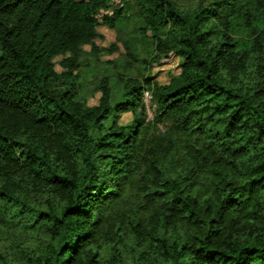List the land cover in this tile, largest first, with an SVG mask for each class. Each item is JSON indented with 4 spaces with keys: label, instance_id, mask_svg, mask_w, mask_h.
<instances>
[{
    "label": "trees",
    "instance_id": "obj_1",
    "mask_svg": "<svg viewBox=\"0 0 264 264\" xmlns=\"http://www.w3.org/2000/svg\"><path fill=\"white\" fill-rule=\"evenodd\" d=\"M0 264H264V0H0Z\"/></svg>",
    "mask_w": 264,
    "mask_h": 264
},
{
    "label": "rangeland",
    "instance_id": "obj_2",
    "mask_svg": "<svg viewBox=\"0 0 264 264\" xmlns=\"http://www.w3.org/2000/svg\"><path fill=\"white\" fill-rule=\"evenodd\" d=\"M117 1V0H116ZM178 4L181 8H188L190 6H193L194 3L197 0H177ZM108 14L107 11H101L98 15V18H100L102 15ZM132 25L125 24V31L121 32V36L125 37V35L132 34ZM100 33L104 36V44L106 45L108 43H111L114 41V32L112 30H109L107 28H100ZM150 44L148 42L142 43L141 41L137 42L136 45V55H137V61L134 63H128L125 62V59H121L118 62H116L115 66L107 65L104 63H99L95 61V59L92 56L88 55H82L80 57L81 61V76H82V83H81V91L79 94V97H87L91 90L94 88L96 81L103 76H109L110 82L112 84L113 89V97L116 99L120 98V92H119V82L117 80V76L119 74L126 75L129 77H135L140 78V76L143 74V67L144 63L142 61L149 56L150 53ZM116 55V54H115ZM115 55L113 57H115ZM105 60V58H102ZM153 75H158V81L161 83H164L167 80L168 73H177L176 70V63L174 61H171L170 63L155 67L153 70ZM97 97L89 98V105H94L97 102ZM143 103L146 110V116L147 120L153 119V112H154V105L152 103V100L150 98L149 93H144L143 97ZM130 118L129 115L123 116L121 118V121H127Z\"/></svg>",
    "mask_w": 264,
    "mask_h": 264
}]
</instances>
